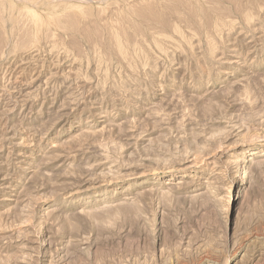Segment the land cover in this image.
Instances as JSON below:
<instances>
[{"label":"rangeland","instance_id":"obj_1","mask_svg":"<svg viewBox=\"0 0 264 264\" xmlns=\"http://www.w3.org/2000/svg\"><path fill=\"white\" fill-rule=\"evenodd\" d=\"M0 264H264V0H0Z\"/></svg>","mask_w":264,"mask_h":264},{"label":"bare ground","instance_id":"obj_2","mask_svg":"<svg viewBox=\"0 0 264 264\" xmlns=\"http://www.w3.org/2000/svg\"><path fill=\"white\" fill-rule=\"evenodd\" d=\"M108 240V239H107ZM107 242V241H106ZM111 243V242H110Z\"/></svg>","mask_w":264,"mask_h":264}]
</instances>
